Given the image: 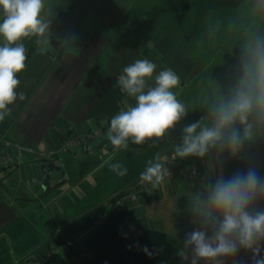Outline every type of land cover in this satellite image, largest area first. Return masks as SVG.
I'll return each mask as SVG.
<instances>
[{
	"label": "crops",
	"instance_id": "0c3cea01",
	"mask_svg": "<svg viewBox=\"0 0 264 264\" xmlns=\"http://www.w3.org/2000/svg\"><path fill=\"white\" fill-rule=\"evenodd\" d=\"M179 2L171 0L170 10L159 8L156 2L153 14L134 0H46L42 15L49 24L47 32L21 41L27 60L25 70L18 74L21 83L17 92H23L25 98L17 99L10 106L11 114L0 121V136L29 150L21 164L0 168V228L19 219L16 211L29 218L42 208L52 220V232L67 226L50 213L58 203L51 188L75 186V193L93 176L83 173L76 178L70 163L80 164L75 160L82 156L99 158L102 150L112 145L101 138L87 149L58 152L50 161L56 175L46 181L40 177L44 159L39 154L58 149L74 133L99 127L120 110L134 106L135 99L121 90L117 77L136 59L147 58L157 67L146 88L155 86L159 71L171 68L180 78L172 91L185 106V115L174 125L176 136L172 138L169 132V151L160 150L151 162L177 159L183 170L196 168L200 175L192 181L178 177L155 189L145 188L130 209L134 225L164 233L180 244L183 264H192L193 259L196 264H243L244 248L209 261L195 258L193 246L185 242L195 230L214 234L222 217L214 212L213 218L206 219L202 213L220 178L246 175L251 169L264 181V122L255 114L249 117L250 139L256 141L244 139V126L234 125L242 138L235 152L226 139L223 145L210 147L203 157H178L175 150L183 144L185 127L193 123L212 127L213 108L231 99L240 86L246 65L257 46L264 44V0ZM174 9L179 14L174 16ZM3 44L0 37V46ZM104 166L99 162L90 171ZM103 182L96 180L98 195L80 211L81 216L121 193L135 191L142 183L138 177L112 187ZM249 211L253 215L264 212V193L257 195ZM79 217L73 215L68 220ZM50 233L49 228L47 236ZM40 244L41 240L34 238L35 248Z\"/></svg>",
	"mask_w": 264,
	"mask_h": 264
},
{
	"label": "clouds",
	"instance_id": "9594fccd",
	"mask_svg": "<svg viewBox=\"0 0 264 264\" xmlns=\"http://www.w3.org/2000/svg\"><path fill=\"white\" fill-rule=\"evenodd\" d=\"M45 7L46 0H0V37L4 40L0 46V121L11 114L10 106L17 99L23 101L25 98L23 92H17L21 83L18 74L25 70L27 60L26 48L21 41L45 35L49 28L42 15ZM156 67L150 59H136L117 77L118 86L135 99V105L120 110L110 120L106 135L114 152L127 149L129 141L142 145L152 138L163 137L185 115V106L172 91L179 86L180 78L171 68L159 71L155 86L146 90V81L153 77ZM252 114L264 122V44L257 46L233 97L213 108L214 125L201 127L193 123L184 128L183 144L177 146L176 156L203 157L210 147L223 145L225 139L235 152L242 138L234 125H243V138L250 139L252 124L249 117ZM109 167L121 177L128 171L120 163H111ZM167 174L168 170L161 163L149 161L140 173V180L155 189L164 182ZM259 193H264V181L254 170L250 169L246 175L220 178L208 196L202 214L209 219L215 212L222 219L211 236L203 230L189 234L185 243L193 246L194 257L211 261L233 255L239 248L258 254L260 242L264 241V212L253 215L249 206ZM143 251L151 257L147 245L143 246ZM179 254L183 256V252ZM192 264H196V259ZM256 264H264V260H258Z\"/></svg>",
	"mask_w": 264,
	"mask_h": 264
},
{
	"label": "trees",
	"instance_id": "16d2710c",
	"mask_svg": "<svg viewBox=\"0 0 264 264\" xmlns=\"http://www.w3.org/2000/svg\"><path fill=\"white\" fill-rule=\"evenodd\" d=\"M150 5L153 13L155 0H151ZM171 135L172 138L176 136L175 133ZM51 168L56 172L53 166ZM127 194L121 193L94 207L54 232L52 239L46 241V264H183L184 254H179L183 252L182 247L178 249L172 245L164 233L134 225L133 212L125 206L110 208ZM90 228L93 229L88 232ZM53 243L61 250L60 254L51 250ZM145 245L152 252L151 257L143 251ZM260 248L258 254L246 249L243 264L264 260V241L260 242Z\"/></svg>",
	"mask_w": 264,
	"mask_h": 264
},
{
	"label": "rangeland",
	"instance_id": "374dc122",
	"mask_svg": "<svg viewBox=\"0 0 264 264\" xmlns=\"http://www.w3.org/2000/svg\"><path fill=\"white\" fill-rule=\"evenodd\" d=\"M138 2H141L142 5L148 9L151 7V0H141ZM155 2H157V6H159V8L162 7L165 10L169 8L170 1L168 0H155ZM176 10L177 9H174L173 11L174 16L175 13L179 14ZM153 14L151 17H154ZM179 16L181 17V15ZM224 45L225 43L220 44V47H223ZM169 132L170 130H168L161 138H152L147 140L142 145H136L129 141L127 149L114 152L113 147H107L102 150L99 158L95 156L88 159V157L82 156L75 160L80 162V164L70 163L73 166L72 169H74L72 173L76 175V178L83 173H90L93 177L90 180H87L86 183L79 188V190L75 191V193V186L68 187L65 185L57 189L55 187L51 188L52 194L57 195L56 201L58 202L54 208L53 206L51 207L50 213L54 216L53 218H55L60 225H66L65 223L69 225L72 221L77 219L75 218L72 221L68 220L70 218L72 219L73 215H75V217H79L78 215H80V211L84 209L88 203L93 201L96 195H98L96 188L94 187L96 180H100V182H102L104 179L103 183L105 184L107 182L105 177H108L109 182H107V185L111 187L119 181L127 179L132 180L135 177H138L140 180V173L146 169L145 167H147L149 161H152L155 157L156 160L158 155L157 153L160 150H164L166 152L169 151L167 150L170 144ZM250 140L256 141V139ZM60 153L65 152L61 151ZM105 161H108V163H105ZM99 162L101 164H105V166L101 170L96 169L94 171H90L91 166L95 164L97 165ZM111 163L122 164L123 167L127 168V174L123 177L118 176L109 167V164ZM70 189H72L71 194H68ZM76 189H78V187ZM16 215L19 217L18 220L5 224L0 228V264H34L31 262V258L35 257L33 255L41 250L46 251V241H50L53 237L54 232H52L51 229L52 220L46 213V209L43 208L40 212L35 213L34 216L29 218L27 215L24 216L21 211H16ZM20 216L22 218H20ZM68 221L71 222L69 223ZM32 223H34L35 226H32ZM32 227L35 228L34 232ZM49 228L51 233L47 236ZM34 238L39 241L41 240V244L37 248H35L36 244L34 245ZM170 243L178 249L181 248L180 244L172 240H170ZM51 248L54 253H61V250L55 243L51 244Z\"/></svg>",
	"mask_w": 264,
	"mask_h": 264
},
{
	"label": "built area",
	"instance_id": "2783aa9c",
	"mask_svg": "<svg viewBox=\"0 0 264 264\" xmlns=\"http://www.w3.org/2000/svg\"><path fill=\"white\" fill-rule=\"evenodd\" d=\"M154 87V86H151ZM150 88V87H148ZM147 90V88H146ZM110 126V122H104L101 126L88 129L85 132L74 133L72 136L66 138L58 149L53 150L47 154H39L42 157L43 163L40 165V177L42 180H50L55 177V171L51 168V159L60 151L66 152L79 147L87 149L101 138H107V131ZM26 154H29V150L25 147L17 145L10 140L0 136V168H7L12 165H19L25 159ZM163 165L164 168L168 170V174L165 177L164 182L172 181L178 177L185 180L192 181L197 178L200 173L198 169L191 168L188 170H183L180 167V163L177 159L165 158L164 160L158 162ZM147 187H150L145 182H142L140 186L136 188L135 191L125 195L118 202L111 205L110 208L116 206H125L131 209L136 202L140 199V193ZM44 250L38 251L35 257L44 254Z\"/></svg>",
	"mask_w": 264,
	"mask_h": 264
},
{
	"label": "water",
	"instance_id": "95a60500",
	"mask_svg": "<svg viewBox=\"0 0 264 264\" xmlns=\"http://www.w3.org/2000/svg\"><path fill=\"white\" fill-rule=\"evenodd\" d=\"M171 133H175V127L173 126V128L169 129ZM31 262H33L34 264H46L48 262V258H47V252L45 251L44 254H42L41 256H37L34 258H31Z\"/></svg>",
	"mask_w": 264,
	"mask_h": 264
}]
</instances>
